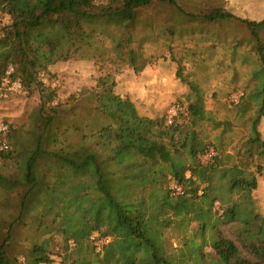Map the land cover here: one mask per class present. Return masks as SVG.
<instances>
[{
	"label": "trees",
	"instance_id": "1",
	"mask_svg": "<svg viewBox=\"0 0 264 264\" xmlns=\"http://www.w3.org/2000/svg\"><path fill=\"white\" fill-rule=\"evenodd\" d=\"M158 4L173 15L141 20ZM0 13L10 20L0 40V83L8 76L40 97L26 124L0 119L9 125L2 136L9 147L0 149V264H49L54 256L61 264H110V236L129 254L126 264H178L165 231L185 219L198 223L197 237L212 231L211 264H264L263 198L256 194L264 174V18L237 16L223 4L195 11L179 0H0ZM188 21L196 41L185 43L174 61L177 77L192 90L190 102L172 123L141 115L116 92V76L127 66L143 70L157 58L150 50L175 51L159 41L172 42L177 31L188 35ZM73 57L112 69L56 102L40 75ZM198 57L204 62L196 70L231 71L220 83L238 88L245 81L239 102L229 106L232 119L207 116L203 97L213 89L198 83L204 75L192 69ZM236 119L248 133L228 151L224 140L239 126ZM205 120L214 133L194 127ZM184 154L188 160L180 159ZM172 184L183 193L174 195ZM217 223H238L239 244ZM130 237L135 247L125 248ZM192 243L204 255V241Z\"/></svg>",
	"mask_w": 264,
	"mask_h": 264
},
{
	"label": "rangeland",
	"instance_id": "2",
	"mask_svg": "<svg viewBox=\"0 0 264 264\" xmlns=\"http://www.w3.org/2000/svg\"><path fill=\"white\" fill-rule=\"evenodd\" d=\"M98 1L106 3V0ZM179 2L184 6L192 7L195 11L206 9L211 5L223 4L225 8L237 16L256 21L264 18V0H179ZM163 7L164 6L158 4V10L143 11L141 20L152 18L157 13L163 17L173 15L172 12L164 10ZM9 22V17L0 13V40L5 39L4 32ZM188 22V26L185 29V32L188 33V35L183 33L178 37L180 34H178L177 31L173 32V34H176V37L173 38L172 42L166 40L168 37L164 38L165 41L162 38L159 41L161 45L171 44L175 48L176 53L175 51L171 53L167 47H159L156 51L150 50V52H155L157 58L152 63L147 64L143 70L136 73L133 68L127 66L122 69L118 76H116V92L125 97L131 98L137 105L138 111L141 115L153 118L165 117L167 116L169 108L174 104H180L182 111L186 110L190 102L186 96L191 94L192 90L177 77L176 72L178 70V65L174 59L177 60L181 58V55L183 54L180 52V48L183 45L186 46L185 43H194L196 41L194 38L192 39L189 37L192 34L193 29L192 21ZM209 27L210 26L206 27L205 35ZM111 29L114 28H108V26L106 28L107 32L111 31ZM161 30L165 31V28L161 27ZM202 31L203 28L201 29V32ZM160 34L163 35L164 32L160 31ZM135 37L136 41L134 46H138L139 40L142 38L140 34ZM211 37H213V35ZM105 41L108 46V39ZM9 47L6 46L3 49V54L9 51ZM195 49H197V47L191 48L190 50L193 51ZM199 50L202 51V49ZM192 62L197 63L192 66V69L195 68L196 70L198 64H202L204 60L198 57L196 62ZM111 69L112 67H108V64L97 62L93 58L73 57L70 60L59 62L54 67H51L50 72L48 74L45 73L47 78L45 84L51 89H55L57 95V98L55 99L56 102L65 101L69 96L80 92L84 87L94 86L97 79ZM196 72L197 75L204 74L199 79L200 81H196H198L199 84H205L204 87L209 91L213 89L210 94L203 97V107L207 110V116H211L215 121L225 120L226 118L232 119L233 115L229 112V106L230 104L239 102L240 96L244 93L241 87L242 84L243 86L245 85V81L237 88L235 83H228V81L226 84L220 83L221 76L231 75V71H227V73L224 74V71L214 70L212 72L209 68H205L203 70H196ZM191 74L197 76L195 73L191 72ZM39 103L40 97L37 92L28 94L23 88L20 89L16 87L11 89L10 87L6 90L4 95L0 94V119L8 120L13 126L26 124L29 114L37 105H39ZM181 119L187 124L190 123L189 117ZM235 122L239 126L234 127L232 132H230L224 140L228 151H230V148L235 142L246 137L248 133V128L241 124L240 119H236ZM213 125L214 124H212L211 121L205 120L204 122H197L194 127L202 131L210 130L214 133L212 129ZM259 130L261 132V137L264 140V117L261 119ZM180 159L188 160V156L184 154ZM260 163L262 164V173H264V160L260 161ZM259 180L261 181V187L256 194L259 199L263 198L260 201L262 208L260 207L259 211L264 213V174L259 176ZM196 202L197 205L200 204V201ZM112 212L114 214V211ZM191 215L193 216V213ZM106 223H108V220H106ZM217 225L223 236L233 239L239 244L238 230L240 225H238V223H217ZM105 227L107 228V226ZM198 229V223H189L188 219H185L182 223L180 222L171 225L165 231V235L169 242L167 243L168 252L174 256V262L176 261L178 264L212 263L211 260L215 258V251L210 245L212 238L211 235L213 233L208 228L197 237ZM118 239L119 238L116 236H110L109 239L105 240V245L112 253L110 264H126L129 259V254L122 253L121 249L116 246ZM202 240L204 243L200 248L201 250L203 249L204 255L202 254V251L200 252L198 249L195 250L196 245L194 246L192 243L196 241L197 243L202 244ZM134 241L135 240L130 237L129 240L126 241L124 247L130 248L132 246L131 248H134V244L136 243ZM100 243L101 242L98 244ZM242 252L245 256H249L246 251L242 250ZM53 258L54 262L49 264H61L60 257L54 256ZM24 264L35 263L30 259L28 262L25 261Z\"/></svg>",
	"mask_w": 264,
	"mask_h": 264
},
{
	"label": "built area",
	"instance_id": "3",
	"mask_svg": "<svg viewBox=\"0 0 264 264\" xmlns=\"http://www.w3.org/2000/svg\"><path fill=\"white\" fill-rule=\"evenodd\" d=\"M12 72V68H10V70L8 71V75ZM41 78L43 80L44 83L45 80H47L46 78V74L45 73H41ZM22 88L21 86V83L19 80H14V81H11V79L6 76L2 82H1V85H0V94L1 95H4L6 93V90L8 88ZM181 108L180 104H174L173 106H171V108H169L168 112H167V117H168V123H172L175 116L177 115L179 109ZM9 130V125L3 121H0V149L1 150H5V149H8L9 145L7 143V141L5 139H2V136L5 135ZM213 152L211 151L210 154H208L207 156H205L204 158H208V156L212 155ZM172 193L174 195H177V194H180V193H183V189L181 186H178L177 184H172ZM108 241V240H107Z\"/></svg>",
	"mask_w": 264,
	"mask_h": 264
}]
</instances>
